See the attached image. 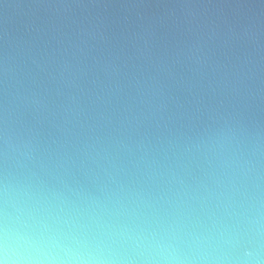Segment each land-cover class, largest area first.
<instances>
[{
  "label": "water",
  "instance_id": "obj_1",
  "mask_svg": "<svg viewBox=\"0 0 264 264\" xmlns=\"http://www.w3.org/2000/svg\"><path fill=\"white\" fill-rule=\"evenodd\" d=\"M0 264H264V0H0Z\"/></svg>",
  "mask_w": 264,
  "mask_h": 264
}]
</instances>
